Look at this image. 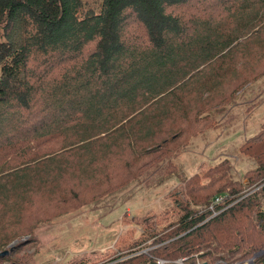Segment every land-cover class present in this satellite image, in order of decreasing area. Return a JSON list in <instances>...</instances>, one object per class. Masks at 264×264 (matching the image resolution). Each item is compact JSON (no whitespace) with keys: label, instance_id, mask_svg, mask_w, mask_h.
Returning <instances> with one entry per match:
<instances>
[{"label":"trees","instance_id":"16d2710c","mask_svg":"<svg viewBox=\"0 0 264 264\" xmlns=\"http://www.w3.org/2000/svg\"><path fill=\"white\" fill-rule=\"evenodd\" d=\"M263 77L264 0H0V264H23L39 224L172 174ZM240 150L249 182L229 158L183 179L175 220L149 224L156 247L110 264H197L207 249L200 264H264V186L250 193L264 184V123Z\"/></svg>","mask_w":264,"mask_h":264},{"label":"rangeland","instance_id":"374dc122","mask_svg":"<svg viewBox=\"0 0 264 264\" xmlns=\"http://www.w3.org/2000/svg\"><path fill=\"white\" fill-rule=\"evenodd\" d=\"M223 109L215 113L219 122L216 128L193 138L171 158L173 167L168 172L174 169L172 174L165 175L167 166L153 169L141 183L115 190L102 202L70 210L39 224L33 238L29 235L15 240L17 243L35 240L24 244L16 256L23 264H110L117 255L128 258L149 254L156 247L147 238L155 232L154 225L149 224L158 222L162 228L175 220L176 199L185 192L183 179L229 158L232 177L249 182V171L256 168V163L241 152L240 146L264 123V77L244 88ZM162 176L166 179L159 184L156 180ZM262 186L254 184L250 193ZM261 203L264 211V196ZM145 218L150 219L149 223H145ZM134 245L139 249L131 253ZM205 251L192 257L198 260L197 264L205 261L199 256Z\"/></svg>","mask_w":264,"mask_h":264},{"label":"built area","instance_id":"2783aa9c","mask_svg":"<svg viewBox=\"0 0 264 264\" xmlns=\"http://www.w3.org/2000/svg\"><path fill=\"white\" fill-rule=\"evenodd\" d=\"M223 198H224V196H217V197L213 200L212 204L210 205V209L214 212V215H216V214L218 213V212L216 211V204L220 203V202L223 200ZM158 263H159V264H163V263H166V261L160 259V260L158 261ZM176 263H178V264H186V263H185V258H182V259L177 260Z\"/></svg>","mask_w":264,"mask_h":264},{"label":"water","instance_id":"95a60500","mask_svg":"<svg viewBox=\"0 0 264 264\" xmlns=\"http://www.w3.org/2000/svg\"><path fill=\"white\" fill-rule=\"evenodd\" d=\"M17 242L18 241H14L13 243H11L10 247L13 248ZM9 252H10L9 250H5V251L1 252L0 254L1 255H7V254H9Z\"/></svg>","mask_w":264,"mask_h":264}]
</instances>
